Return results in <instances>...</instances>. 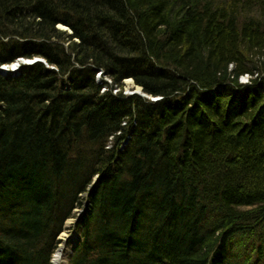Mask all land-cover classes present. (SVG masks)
Here are the masks:
<instances>
[{"label": "trees", "instance_id": "trees-1", "mask_svg": "<svg viewBox=\"0 0 264 264\" xmlns=\"http://www.w3.org/2000/svg\"><path fill=\"white\" fill-rule=\"evenodd\" d=\"M36 56L55 69L0 72V185L32 191L0 224L14 264H51L86 198L71 264H264V0H0V64ZM127 78L164 98L114 94Z\"/></svg>", "mask_w": 264, "mask_h": 264}, {"label": "bare ground", "instance_id": "bare-ground-1", "mask_svg": "<svg viewBox=\"0 0 264 264\" xmlns=\"http://www.w3.org/2000/svg\"><path fill=\"white\" fill-rule=\"evenodd\" d=\"M10 56L11 55H6L5 57H10ZM3 57H4V55H3ZM46 68L47 69L48 68L55 69V67H51L48 64V62H47ZM15 70H17V65H14L10 70H8V72H13ZM55 71H58V70L56 69ZM243 77L244 76H242L241 78H243ZM249 77L251 78L250 75H249ZM59 80H60V74H59V78L58 77H54L50 81L49 84L52 85L54 82H56V86H58ZM97 81L99 83H102L104 81L103 80V74L97 76ZM61 85H62V81H61ZM66 85L67 86H71V84L68 83V82H67ZM41 90L42 91H45L46 89L41 88ZM137 92L142 93L140 87H138ZM163 98L164 97H161L160 100H162ZM120 110L121 111H124V109H123V107L121 105H119L118 108H117V111H120ZM133 114H134V116H137V119L140 120V110H137V112H136V110L133 109ZM87 118H89V120L91 121L92 116L91 115H87ZM141 123L142 124H145V121L141 120ZM131 137L134 138L133 135H131ZM131 137L130 136H125L126 139L122 141V143H121V149H125L128 146V144L132 141V138ZM114 140H115V138L113 136L110 137L109 143L107 144V147H106L109 151L112 150L115 147ZM68 162H69L70 166L71 165H74L73 164V162H74L73 160H71V162L70 161H68ZM82 167H84V166H82ZM32 174L33 175H36L35 174V170L32 171ZM46 175L47 174H45V176ZM74 175H75V173H74ZM47 176H49V179L51 181V184L48 185L49 187H46V186L45 187H42L39 190V194L42 196L41 198H46V200L49 199V198H51L52 203L50 204V207H52V210L54 211V213H57L60 210L61 205H57V202L54 204L53 198L55 196V193H54L55 191L54 190L56 188V185H57L58 181L55 180L54 177L51 176V173H49ZM53 183L55 184V187H54ZM26 185L27 184H25V186ZM29 185L31 186V183H29ZM59 185H62V186H60L59 188H57V190L61 191L62 193H58L55 198H59V200L62 203L64 202V199L66 198V201H65L64 205L65 206H70V204L73 202V200H72L73 198H69V197L66 196L67 193H68V190H69L70 186L66 185L65 184V181H63ZM31 192L32 191L29 190V188L21 186V183L16 184V185H11L9 183L8 184H2V185H0V224L6 225V224H8V222L10 220L13 219L11 221V223H10L9 228H7V231L10 230V229H13V228H16L17 227V221H16V219L23 214V210H22L23 209V207H22L23 200L28 199L29 196H30V194H31ZM34 193L37 194L36 191ZM211 214L213 216L214 222L217 223L220 220V216H218V214L213 213L212 211H211ZM152 220H153V217L152 216H147V218H145L144 221H146L148 223L151 222L153 224ZM47 226L48 227H51V223L48 222ZM66 235L67 234H62L60 238H64ZM262 235H264V232L262 233ZM78 236H79V240L82 242L83 237L80 234ZM234 240H236V238H234L233 241ZM77 245H81V243L78 242ZM227 246L228 247H225L224 248L225 249L224 250L225 256H227L226 259H225V263L229 262L231 260V255L234 254V252L237 251L235 248H233V246H229V245H227ZM35 247H37L35 244L33 246H29V248L32 251H33V249ZM235 247L238 250H241L245 246H244V244L240 240H238V241H236V246ZM220 249L221 248H219V250ZM34 252H35V254L38 253V251L36 249H34ZM1 253L4 254V256L1 255ZM85 253H86V251L84 250L83 251V254H85ZM63 254H64L63 251H58L56 253V255H55V264H59V263L62 262ZM27 256H29V250L28 249H27V251L23 250V251L19 252L14 257H11L9 255L6 256L5 253L0 250V264H14L15 261H17L19 259H22L24 257H27ZM89 257H91V254L89 255Z\"/></svg>", "mask_w": 264, "mask_h": 264}, {"label": "rangeland", "instance_id": "rangeland-1", "mask_svg": "<svg viewBox=\"0 0 264 264\" xmlns=\"http://www.w3.org/2000/svg\"><path fill=\"white\" fill-rule=\"evenodd\" d=\"M62 27H64V28H67V27H65V26H62ZM64 28H62V32H64L65 33V29ZM66 33H68V31H66ZM70 42V41H69ZM124 91L125 92H127V93H133V92H135L137 89H138V85L137 86H134V84H133V82H129L128 80L127 81H125L124 82ZM83 209H81V208H78V209H76V211H75V213L77 214V215H74V219L76 220L77 219V217H79L80 218V214H81V211H82ZM86 211V209L84 210V211H82V213H84ZM87 211H88V209H87ZM86 213V212H85ZM84 213V214H85ZM69 222V224H68V226H67V224H66V226H67V229L64 231V233L63 234H67V235H69L68 233H69V226H70V224L72 223V221L70 220V221H68ZM72 226V225H71ZM68 230V232H66ZM77 238H78V235L76 234V241H77ZM68 253V250L66 251V253H65V255H64V257H63V264H69V259H68V257H69V253ZM67 254V255H66Z\"/></svg>", "mask_w": 264, "mask_h": 264}]
</instances>
